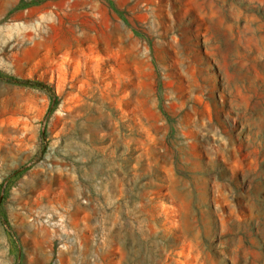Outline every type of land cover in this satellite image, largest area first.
I'll use <instances>...</instances> for the list:
<instances>
[{
    "label": "rangeland",
    "instance_id": "1",
    "mask_svg": "<svg viewBox=\"0 0 264 264\" xmlns=\"http://www.w3.org/2000/svg\"><path fill=\"white\" fill-rule=\"evenodd\" d=\"M0 264H264V0H0Z\"/></svg>",
    "mask_w": 264,
    "mask_h": 264
}]
</instances>
